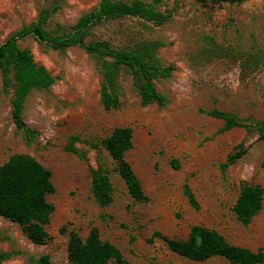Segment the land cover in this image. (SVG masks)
Returning <instances> with one entry per match:
<instances>
[{"label":"rangeland","instance_id":"374dc122","mask_svg":"<svg viewBox=\"0 0 264 264\" xmlns=\"http://www.w3.org/2000/svg\"><path fill=\"white\" fill-rule=\"evenodd\" d=\"M99 0H0V44L12 32L50 13L43 26L62 34ZM128 1V0H124ZM168 17L155 24L138 16L107 19L89 27L86 41L104 39L114 47L140 40H158L156 57L172 66L154 85L164 104L142 105L129 72L119 78L117 107L106 110L99 101L101 75L96 58L74 45L53 49L26 35L18 40L37 64L53 76L47 88L31 89L22 117L37 130L26 142L10 115L11 88L2 86L0 73V162L13 153L33 156L51 171L53 205L45 243L32 242L21 227L0 216L1 264H32L46 254L50 264H71L67 258L70 230L85 237L96 226L101 239L115 244L130 264H239L222 256L202 261L182 257L159 231L183 238L193 224L219 231L229 243L263 248L264 253V137L241 126L221 130L223 121L213 109L240 118H264V0H144ZM132 129V147L125 153L146 201H135L115 163L100 145L114 127ZM73 145L84 158L64 149ZM96 145H93V144ZM239 156L226 168L229 155ZM178 161V167L171 164ZM108 170L112 200L99 206L90 192L91 168ZM187 181L199 208L182 191ZM243 182L263 189L262 207L247 225L235 217L232 206ZM264 264V260L262 263Z\"/></svg>","mask_w":264,"mask_h":264},{"label":"trees","instance_id":"16d2710c","mask_svg":"<svg viewBox=\"0 0 264 264\" xmlns=\"http://www.w3.org/2000/svg\"><path fill=\"white\" fill-rule=\"evenodd\" d=\"M49 13L47 8L41 9L36 21L15 30L0 44L2 86L5 90L11 88L10 115L16 128L22 130L26 142L35 138L37 130L26 125L23 120L21 113L24 99L31 89L47 88L55 80V76L43 65L35 62L28 49L19 47L18 40L26 35L33 36L53 49L63 50L77 45L93 54L101 75L99 101L106 110L119 104V78L122 71L130 73L142 105L153 102L162 105L166 102L164 94L156 89L154 79L168 76L172 66H163L156 57L160 45L158 40H140L125 47H114L104 39L85 40L90 26L107 19L138 16L155 24L165 21L168 16L155 9L150 2L99 0L94 8L80 15L62 34H54L44 28L43 24ZM209 113L222 119L221 130L241 126L248 130L255 129L264 137V118H240L232 112L217 109ZM73 139L74 137L69 140L64 149L84 158L86 153L73 145ZM99 143L114 161V170L123 179L128 194L135 201H146L147 196L131 165L125 159V153L132 147V129L129 126L114 127ZM238 156L239 154L229 155L221 164V168H226ZM171 164L174 168L178 167V161L175 159H172ZM53 189L51 171L33 156L13 153L7 160L0 162V216L17 223L34 243L42 244L49 238L47 226L54 208L47 201L46 195ZM182 191L190 206L198 209L199 203L187 181L183 183ZM90 192L101 207L107 206L112 200L108 170L100 164L91 168ZM262 199L263 189L259 184L243 182L232 206L236 219L243 225L249 224L261 209ZM153 235L162 239L172 252L195 261H202L211 256H222L232 263L239 264H258L264 260L263 248L253 250L231 244L219 231L201 224L191 225L183 238L169 237L159 231H154ZM66 251L71 264H130L115 244L101 239L96 226H91L85 237L75 230H70ZM6 255L0 252V264ZM32 264H50V261L46 254H42Z\"/></svg>","mask_w":264,"mask_h":264}]
</instances>
